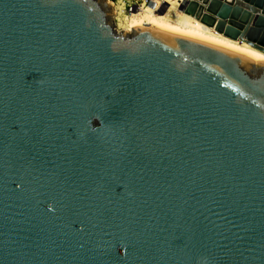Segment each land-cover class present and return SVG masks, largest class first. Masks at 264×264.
Instances as JSON below:
<instances>
[{
  "label": "water",
  "instance_id": "95a60500",
  "mask_svg": "<svg viewBox=\"0 0 264 264\" xmlns=\"http://www.w3.org/2000/svg\"><path fill=\"white\" fill-rule=\"evenodd\" d=\"M264 53V0H185ZM106 0H0V264H264V62Z\"/></svg>",
  "mask_w": 264,
  "mask_h": 264
},
{
  "label": "bare ground",
  "instance_id": "6f19581e",
  "mask_svg": "<svg viewBox=\"0 0 264 264\" xmlns=\"http://www.w3.org/2000/svg\"><path fill=\"white\" fill-rule=\"evenodd\" d=\"M152 2L134 6L135 9L129 11L121 31L125 32V30H133L145 25L160 31L196 38L214 46L241 53L254 61L264 62L263 52L250 47L245 42L229 39L185 14L179 9L185 0H154Z\"/></svg>",
  "mask_w": 264,
  "mask_h": 264
},
{
  "label": "rangeland",
  "instance_id": "374dc122",
  "mask_svg": "<svg viewBox=\"0 0 264 264\" xmlns=\"http://www.w3.org/2000/svg\"><path fill=\"white\" fill-rule=\"evenodd\" d=\"M108 3H113L114 6V15L112 16V20L115 28L118 31H121L126 23V17L129 14V11H133V7L135 5V0H106ZM140 1V0H136ZM131 9V10H130Z\"/></svg>",
  "mask_w": 264,
  "mask_h": 264
},
{
  "label": "built area",
  "instance_id": "2783aa9c",
  "mask_svg": "<svg viewBox=\"0 0 264 264\" xmlns=\"http://www.w3.org/2000/svg\"><path fill=\"white\" fill-rule=\"evenodd\" d=\"M152 1H154V0H140V1H134V3H135V5L134 6H136V5H140V4H144V3H146V2H148V3H153ZM133 9H135V7H133ZM131 10V9H130Z\"/></svg>",
  "mask_w": 264,
  "mask_h": 264
}]
</instances>
